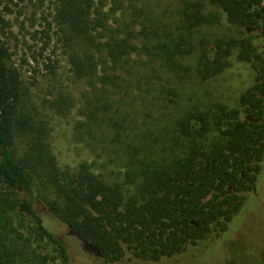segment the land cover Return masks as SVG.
Segmentation results:
<instances>
[{"label":"trees","instance_id":"trees-1","mask_svg":"<svg viewBox=\"0 0 264 264\" xmlns=\"http://www.w3.org/2000/svg\"><path fill=\"white\" fill-rule=\"evenodd\" d=\"M2 2L7 10L12 0ZM51 2L72 76L86 86L78 136L94 152L111 147L125 170L109 182L86 162H58L45 112L24 110L0 14V264H71L35 197L93 264H264V231L234 236L262 197L264 0H179L168 23L145 10L148 0H112L115 29L100 19L105 0ZM232 55L253 81L235 107L203 102L195 85ZM69 98L58 92L48 108L68 113Z\"/></svg>","mask_w":264,"mask_h":264},{"label":"rangeland","instance_id":"rangeland-1","mask_svg":"<svg viewBox=\"0 0 264 264\" xmlns=\"http://www.w3.org/2000/svg\"><path fill=\"white\" fill-rule=\"evenodd\" d=\"M3 4L4 2L0 3V14L7 21V25L2 37L11 52V61L21 74L24 86L21 99L24 110L33 112L34 109H38L45 112L50 126L49 142L58 162L69 167L86 162L107 181L121 182L125 168L121 159L109 149L111 147L94 152L78 136L76 122L82 119L78 112L79 100L86 86L72 76L71 64L63 41L58 40L55 33L57 29L51 21L53 11L51 0H12L7 4V10ZM178 5L179 0H148L145 10L168 23L173 22L177 16ZM112 9V0H105L99 10L102 17L100 19L115 29L116 23L120 21L121 12L119 9ZM46 21L51 23L49 29ZM101 30L99 29L98 33L102 32ZM43 31H46V35ZM257 40L259 41L258 37ZM133 58L137 57L133 55L132 60ZM253 77L250 64L232 55L229 64L220 74L197 83L195 87L200 90L197 94L203 102L218 101L235 107L240 94L250 85ZM58 92L71 97L69 102L72 105L68 113L58 114L48 108V101ZM255 189L262 197L260 202L250 209L243 228L234 234L236 238L253 240L264 231V171ZM34 208L41 215L44 225L65 241L71 264H93L92 261H86L80 256L83 251L92 254L91 250L85 247L68 225L49 212L38 197L34 199ZM125 260H123L125 264H136L133 260Z\"/></svg>","mask_w":264,"mask_h":264}]
</instances>
